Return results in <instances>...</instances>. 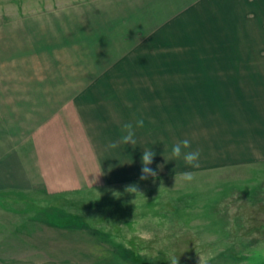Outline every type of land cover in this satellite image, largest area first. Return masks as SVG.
<instances>
[{"label": "crops", "instance_id": "crops-1", "mask_svg": "<svg viewBox=\"0 0 264 264\" xmlns=\"http://www.w3.org/2000/svg\"><path fill=\"white\" fill-rule=\"evenodd\" d=\"M55 3L38 0L26 12L14 7L13 19L0 17V227L1 217L16 219L7 203L21 205L23 192L61 196L137 185L143 194L164 190L183 172L264 162V54L222 59L238 62L224 69L200 68L211 59L198 54L158 59L194 61V69L150 68L148 56L168 54L180 24L199 8L222 13L225 30L236 31L249 8L264 21V0ZM141 118L135 145L107 147L123 123ZM185 139L186 151H200L198 168L170 159ZM144 150L155 153L149 167L157 175L140 180ZM7 237L16 240L0 229V264Z\"/></svg>", "mask_w": 264, "mask_h": 264}, {"label": "rangeland", "instance_id": "rangeland-1", "mask_svg": "<svg viewBox=\"0 0 264 264\" xmlns=\"http://www.w3.org/2000/svg\"><path fill=\"white\" fill-rule=\"evenodd\" d=\"M37 1L0 0V17L13 19L14 7L26 12ZM58 1L52 0L54 6ZM250 13L242 29L227 31L222 13L199 8L180 24L170 55H148L150 68L194 69V61L158 59L197 54L211 59L200 68H237L235 60H220L264 54V21ZM125 189L23 192L21 205L7 203L16 219L1 217L0 229L16 238L7 237L6 264H169L170 254L179 264H199V257L204 264H264V162L201 171L191 182H168L164 190L131 195Z\"/></svg>", "mask_w": 264, "mask_h": 264}, {"label": "clouds", "instance_id": "clouds-1", "mask_svg": "<svg viewBox=\"0 0 264 264\" xmlns=\"http://www.w3.org/2000/svg\"><path fill=\"white\" fill-rule=\"evenodd\" d=\"M144 127V120L138 119L133 124L132 122H125L121 125V135L119 137L118 141L110 142L107 147L114 149L119 146V144H129L135 145L136 139H135V130L137 128H143ZM190 148V141L185 139L179 143H176L171 148L170 153V159L174 160L177 158H183L186 165L198 168L199 167V158H200V151H186ZM155 156V153L152 150H144L142 155V169H141V176L140 180H146L149 176L155 177L157 175L156 171L151 169L149 165L153 162V157ZM159 167V166H158ZM180 177L186 181L191 182L194 179V176L191 172H183L179 174ZM125 191L129 193H136L137 192V185H128L126 186ZM149 234L145 233V237H147ZM169 264H179V258L175 257V255L170 254L169 255ZM199 264H204V261L201 257H199Z\"/></svg>", "mask_w": 264, "mask_h": 264}]
</instances>
